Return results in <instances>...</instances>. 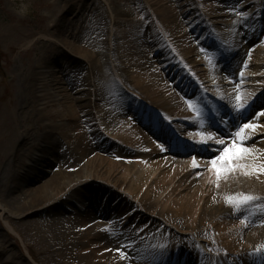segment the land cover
<instances>
[{"label":"bare ground","instance_id":"6f19581e","mask_svg":"<svg viewBox=\"0 0 264 264\" xmlns=\"http://www.w3.org/2000/svg\"><path fill=\"white\" fill-rule=\"evenodd\" d=\"M140 3L153 7L146 20L140 18ZM132 5L136 19L115 31L118 41L106 59L122 85L116 102L120 110L97 104L105 84L91 76L100 64L89 42L76 47L64 43L88 68V75L74 85L64 82L63 70L58 74L48 65L25 76L24 96L21 102L14 99L20 107L13 109L26 111L24 123L12 127L11 152L2 157L1 182L9 198L0 199V215L33 225L46 252L60 264H264V251L253 255L264 245V174L253 172L264 166V151L250 146L263 136L264 124L258 122L264 116L253 120L258 123L254 131L242 133L250 151L240 154L234 169L219 179L196 162L193 167L189 157L190 142L199 139L194 138L195 126L209 129L216 143L224 141L217 147L232 148L238 139L208 122L191 102H206L211 92L201 66L206 60L194 54L213 41L208 24L216 28L225 22L227 10L221 0H133ZM237 9L246 10L244 21L256 27L250 34L264 40V0H239ZM187 28L197 31L191 35ZM257 65V75L246 72L243 78L264 79V50ZM48 78L51 92L45 86ZM50 98L62 100L63 124L44 122L52 117L46 110ZM248 116V108H242L231 128L238 131ZM33 182L39 185L25 197ZM87 191L81 214L76 203ZM244 194L259 199L239 207L226 202ZM131 220L144 228L128 227ZM6 227L15 230L10 222ZM4 244L0 242V264H38L32 256L17 261ZM122 245L124 257L116 251Z\"/></svg>","mask_w":264,"mask_h":264},{"label":"rangeland","instance_id":"374dc122","mask_svg":"<svg viewBox=\"0 0 264 264\" xmlns=\"http://www.w3.org/2000/svg\"><path fill=\"white\" fill-rule=\"evenodd\" d=\"M132 2L133 0H106V4H104L101 0H0V170L4 165L2 157L6 152H11V143L14 137L11 133L12 127L24 123L23 118L26 111L18 112L13 109L20 107L14 99L21 102V97L24 96L21 87L26 82L25 76L28 73H37L39 68L44 65H48L58 74L63 70L60 75L69 85H74L81 75H88L86 63L84 64L80 59L75 60L69 54V48L64 46L65 42H69V46L72 47L83 46L89 42L88 46L97 55L96 64H100L98 69L95 67L91 76L93 79L100 80L102 85L105 84L99 91L100 96L97 104L121 109V104L118 105L116 102L118 96L120 99L122 98V85L113 77L106 59L113 53L115 43L118 41L114 36L115 31L126 29L128 20L135 18L136 7L132 5ZM238 2L239 0H221V4L229 16L216 28L214 25L208 24L207 29L213 36V41L194 54V57H203L206 60L205 64L201 66L207 81L205 84L210 86L211 92L208 94V98H205L206 102L202 103L197 100L193 102V107L202 109L206 118L212 117L217 125L225 121L224 116H228L233 110L240 112L242 108L247 107L250 112V116L246 120L247 123H252L258 113L264 112V79L259 76L240 77L241 71L248 74L251 72L252 75L258 74L257 64L262 58L264 40H261V37L256 39L250 34L256 27L244 21L243 16L246 10L242 12L237 9ZM138 7V12L143 13L140 18L146 20L145 13H150L153 7L145 3H140ZM233 9L235 11H232ZM124 11H126L125 15ZM72 31H75V36L69 35V32ZM196 31L197 29L191 31L190 28H187L185 32H190L192 35ZM177 48L179 47L177 46ZM180 55L183 56V53ZM80 65H83V69ZM48 80L49 82L45 86L51 92L54 86L49 78ZM75 96L78 95L75 94ZM256 99H259V104H255L251 108L252 101ZM35 101L37 102L36 96ZM49 101L46 110L51 111L52 117L44 122L53 125L63 124L65 121L61 112L65 113L66 111L62 100L50 98ZM241 105L242 107H240ZM38 106L42 107L43 105L38 104ZM219 107L226 111L224 115H222L223 110L219 113ZM107 116L110 117V115ZM196 117H198L197 114ZM234 117L236 118L237 114H234ZM202 122L207 123L206 120H202ZM260 122L263 125L264 118L258 123ZM72 130L71 133L74 132ZM207 130L209 129L201 131L196 129V126L194 127V137H199V139L190 142L194 148L189 152V157L201 168L211 169V160L220 156L225 147H217L218 144L212 139L206 143L205 139L212 136V133H208ZM235 133L236 131L233 129L231 134ZM253 145L264 151V130L263 136L259 138L257 136L256 140L250 144V146ZM240 147L248 148L243 144ZM1 171L0 199L7 200L9 196H5L7 188L1 182ZM37 185L39 183L28 184L25 188L28 191L24 196L27 197L31 189ZM89 194L88 191L84 192L79 200L82 201L76 203L77 210L81 214L85 210L83 203L89 199ZM254 212L255 210L252 211V213ZM24 221V219L17 220L1 214L0 233L2 237H0V242L5 241L4 246L9 247L10 252H15L17 261L23 258L31 260L30 256H32L38 264H60L58 257L46 252L47 245L44 240L37 238L33 225L27 226ZM7 222H10L15 230L8 229ZM127 224L128 227L136 228V231H141L144 228L143 223L133 220ZM126 228L123 229L126 230ZM122 233L125 234V232ZM107 237L116 239L114 235L110 234ZM126 237L134 238V235L126 234ZM74 251L76 254L75 249ZM65 259L70 260L67 256Z\"/></svg>","mask_w":264,"mask_h":264},{"label":"snow or ice","instance_id":"6c2138e0","mask_svg":"<svg viewBox=\"0 0 264 264\" xmlns=\"http://www.w3.org/2000/svg\"><path fill=\"white\" fill-rule=\"evenodd\" d=\"M232 11H235L233 9ZM246 66V65H245ZM240 77L243 78V71L240 72ZM239 99V97H237ZM242 107V105L240 106ZM258 116H264V112H260L257 114ZM257 127L256 124L252 123H246L242 127L239 128V130L234 134L236 138H238L236 141L233 142V147L232 148H224L223 152L220 154V156L216 157L215 159L211 160V170L215 171L217 174V179H219L220 175L222 172H230L234 169L235 167V160L239 158L240 154L243 153H248L250 149L247 147H236V143L243 144L244 143V137L242 136V133H245L246 130H255ZM208 140H211L212 137L208 136ZM204 142V141H202ZM217 143H224L223 140H218ZM163 151V149H161ZM223 162V163H221ZM219 165V166H218ZM193 167H196L195 161H193ZM253 172L256 173L257 175L264 174V166H261L259 168H254ZM244 175H250V173L245 172ZM258 197H254L251 195L244 194L241 197H227L226 202L230 204H235L237 207L240 205H246L247 203L251 201H256L258 200ZM241 224H246V220H241ZM124 246L122 245L121 248L116 249V251L121 255V257L125 256V252L123 251ZM111 251V250H109ZM262 251H264V245H260L256 248L255 254H260ZM225 255H228L227 252H225Z\"/></svg>","mask_w":264,"mask_h":264}]
</instances>
